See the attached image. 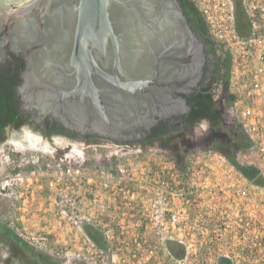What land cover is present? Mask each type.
Here are the masks:
<instances>
[{
    "label": "water",
    "instance_id": "1",
    "mask_svg": "<svg viewBox=\"0 0 264 264\" xmlns=\"http://www.w3.org/2000/svg\"><path fill=\"white\" fill-rule=\"evenodd\" d=\"M2 31L1 54L25 62L22 108L120 143L189 109L203 73L180 0H0Z\"/></svg>",
    "mask_w": 264,
    "mask_h": 264
},
{
    "label": "built area",
    "instance_id": "2",
    "mask_svg": "<svg viewBox=\"0 0 264 264\" xmlns=\"http://www.w3.org/2000/svg\"><path fill=\"white\" fill-rule=\"evenodd\" d=\"M194 2L209 32L218 42L220 57L229 62L230 103L226 106V113L249 138L250 150H254L255 155L250 165L264 179V13L259 12L264 7L257 8L251 0H242L248 27L247 33L241 35L236 29L233 0ZM75 147L73 152L70 150V153L58 158L41 152L19 153L12 148L4 150L0 158L11 171L1 182V189L8 191L20 185L25 172L30 175L38 173L45 178L56 206L75 204L77 197L73 194L77 196L76 192L83 191L91 196L99 212H82L79 217L101 233L107 248L118 232L129 235L134 230L142 233L151 228L156 234L164 236L165 241L177 240L183 244L184 257L175 259H187L192 244L182 238L196 230V224L192 222L198 221L197 218L201 216V197L206 192L211 194L214 190L222 189V186L210 184L208 170L201 169L191 160L185 162V167L177 166L171 155L165 154L167 158L155 164L153 169L148 167L144 171L146 166L137 168L134 163L138 154H134L133 149L126 145L76 143ZM147 161L150 163V158ZM138 169L142 174L147 172L142 179L136 174L139 173ZM251 185L258 189L263 186L243 176V181L236 185V195L245 198ZM209 200L206 205L210 212L214 207L213 197ZM115 206L121 207L120 212L123 211L116 221ZM61 212L66 211L63 208ZM235 216L236 220L243 222L245 213L237 210ZM218 218L227 224L229 216L221 212ZM7 225L31 248H47V236L20 233L13 223L8 222ZM198 231L201 232V229ZM87 240L93 242L88 235ZM133 240L136 237L127 247L129 252L140 247V244L134 247ZM119 249L115 247V251ZM143 249L145 251L144 245ZM137 262L141 260L137 259Z\"/></svg>",
    "mask_w": 264,
    "mask_h": 264
},
{
    "label": "rangeland",
    "instance_id": "3",
    "mask_svg": "<svg viewBox=\"0 0 264 264\" xmlns=\"http://www.w3.org/2000/svg\"><path fill=\"white\" fill-rule=\"evenodd\" d=\"M251 1L257 8L264 7V0ZM259 12L264 13V10ZM256 15L260 18L258 13ZM224 119L227 128L235 125L226 113ZM47 140L51 144L48 149L51 154L47 155L55 158L70 153V150L73 152L75 144L78 143L62 139ZM68 142L73 144L69 149L66 147ZM10 148V145H6L0 153ZM133 152L138 154L134 160L135 165L137 168L146 166L144 171L148 167L152 168L169 154L152 148H135ZM235 156L236 161L242 165L251 164L255 157L254 150H250V147L239 150ZM148 158L150 163L147 161ZM190 160L201 169L208 170L210 184L222 186V189L214 190L211 194L206 192L201 197L200 201L203 202L199 211L201 216L197 218L198 221L192 222L196 224L197 231L182 238L192 244L190 255L182 261L173 258L165 248V237L156 234L151 228L142 233L134 230L131 235L118 232L113 236L109 248L106 247V243L99 245L94 241L95 244L89 242L83 224H91L79 216L82 212L86 214L99 212L91 196L83 191L76 192L77 196L73 194L77 197L75 204L56 206L45 178L38 173L30 175L25 172L20 185L8 191L0 187V223L8 227V222H11L20 233L47 236L48 246L45 250L32 249L35 254L48 256L56 264H218L222 257L228 259L230 264H264V185L261 189L251 185L245 198H240L236 195V185L243 181V176L221 152L208 148L191 150L184 156V162ZM145 162L149 164L146 165ZM10 171L0 158V184ZM138 172L136 174L141 179L147 174L140 173L139 169ZM211 196L214 207L209 212L206 203L210 202L208 199ZM63 208L66 212L60 213ZM120 210L121 207L115 206L117 214L115 221L121 218L123 211ZM237 210L245 213L243 222L236 220ZM221 212L229 216L227 224H223V220L218 218ZM198 229H201V232ZM18 237L29 246L26 240ZM135 237L133 246L137 247L140 244V247L129 252L127 247ZM115 247L120 249L115 251ZM137 259L141 262H137ZM26 263L21 256L12 254L10 247L0 240V264Z\"/></svg>",
    "mask_w": 264,
    "mask_h": 264
},
{
    "label": "flooded vegetation",
    "instance_id": "4",
    "mask_svg": "<svg viewBox=\"0 0 264 264\" xmlns=\"http://www.w3.org/2000/svg\"><path fill=\"white\" fill-rule=\"evenodd\" d=\"M3 33V31L0 32V39L2 38ZM208 33L217 43L215 56L217 54L219 55L218 42L209 32V30ZM201 39L203 41L204 48V39ZM2 48L5 49L6 46L3 45ZM208 49L210 52L208 56H205L202 77L197 85L199 84V87H203L205 89L204 94H206V98L210 100V97H213V100L216 102V106L217 109H219V112L215 115H212L211 113L207 114L204 109H202L194 113L195 115H191V108L187 104L189 106V109H187L186 111L167 117L163 119L161 123H159L161 121L160 120L155 125L157 126L155 132L151 131L150 129V132L145 137L123 143L114 141L108 137L101 136L96 133H80L71 130L69 128H66L60 121H58L51 115H46L43 118L38 119L39 113L36 109L22 108V100L17 91V88L21 83L20 73L25 67V62L20 53L16 54L9 50V54L3 56L0 50V77L2 75L1 79L5 81L6 87L12 89L11 98L19 105V111L25 114L26 121L22 125H29L46 139H49L51 141H55V139L76 141L85 145L99 143L121 144L128 146V148L130 149L152 148L163 150L169 153L171 156H176V154L179 153L186 154L188 151L204 148L217 150L215 146L219 144L228 145L231 142V133L234 134V129L236 126H238L232 119L235 125H233L231 128L226 127V119H224V115L226 113V106H228L230 103V93L228 92V90H223L221 83L215 82L214 78L216 75V61L214 59V55L212 54V48L210 47ZM9 67H11L10 70H8ZM197 85L194 87H197ZM193 88L189 93L183 94V97H185V99L186 96L188 97L191 96L190 94H193ZM226 115L228 116L227 113ZM202 118L208 123L209 130L207 134L198 136L194 132V127L198 125ZM19 128L20 127H18L17 129ZM239 129L241 130L240 127ZM168 131L172 133V138L170 141L163 143V141L167 137L166 132ZM1 136H3V139L0 140V143H3L6 140L5 130L4 133L1 134ZM72 145L73 144L71 142H68L66 144V147L69 149Z\"/></svg>",
    "mask_w": 264,
    "mask_h": 264
},
{
    "label": "trees",
    "instance_id": "5",
    "mask_svg": "<svg viewBox=\"0 0 264 264\" xmlns=\"http://www.w3.org/2000/svg\"><path fill=\"white\" fill-rule=\"evenodd\" d=\"M181 8L184 15L187 18V22L192 28V30L201 38L204 39V53L205 56H208L209 49L212 48V54L216 61V75L215 82L221 83L224 91L228 90V68L229 62L228 59L221 58L218 54L215 56L217 43L212 39L208 33L207 25L204 21V18L200 14L194 0H180ZM235 6V22L236 29L241 35L247 32L248 22L246 14L242 9V0H233ZM208 58V57H207ZM11 67L8 68L10 70ZM0 77V140L3 139L1 134L4 133L6 126H11L13 128H18L25 123L26 117L25 114L19 111V105L11 98L12 89L6 87L5 81ZM204 88L197 87L193 88V94L191 96H186L187 104L191 108V115H195L198 110L204 109V111L209 114L215 115L219 112L217 109L216 102L213 100V97H210V100L206 98L204 94ZM11 98V100H10ZM205 113V114H206ZM161 120L159 123H161ZM157 126L151 128V131L155 132ZM235 133H231V142L230 144H219L216 145V149L220 151L236 168L242 173L243 176L251 179L253 182L259 185H264V179L257 175L256 168L253 165L246 164L242 165L236 161V152L241 149H247L250 147L251 142L244 131L239 129L238 126L234 129ZM171 132H166V139L163 143H166L171 140ZM185 154H176V156H171L173 162L177 166L185 167L186 163L184 162ZM85 231L88 236L97 244H103L104 238L101 236V233L97 231L96 228L89 224H83ZM0 240H2L6 245L10 247L11 253L16 256H21L26 260V264H56L48 256L42 254H35L33 249L27 246L9 227L5 224L0 223ZM168 252L176 259H182L185 255V246L178 242L177 240L165 241ZM218 264H230L229 260L225 257L220 258Z\"/></svg>",
    "mask_w": 264,
    "mask_h": 264
},
{
    "label": "clouds",
    "instance_id": "6",
    "mask_svg": "<svg viewBox=\"0 0 264 264\" xmlns=\"http://www.w3.org/2000/svg\"><path fill=\"white\" fill-rule=\"evenodd\" d=\"M208 130L209 125L203 118L194 127V132L198 136L207 134ZM5 133L6 140L0 143V150H3L6 145H10L13 151L19 153L41 152L43 154H51L48 151L51 147L50 142L29 125H21L19 129L9 125L5 127Z\"/></svg>",
    "mask_w": 264,
    "mask_h": 264
},
{
    "label": "bare ground",
    "instance_id": "7",
    "mask_svg": "<svg viewBox=\"0 0 264 264\" xmlns=\"http://www.w3.org/2000/svg\"><path fill=\"white\" fill-rule=\"evenodd\" d=\"M74 150L76 149V147L75 148H73Z\"/></svg>",
    "mask_w": 264,
    "mask_h": 264
}]
</instances>
